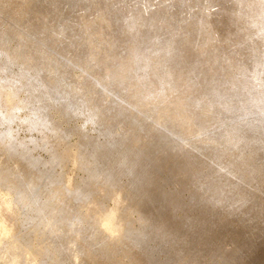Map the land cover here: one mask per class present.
<instances>
[{"label": "rangeland", "instance_id": "rangeland-1", "mask_svg": "<svg viewBox=\"0 0 264 264\" xmlns=\"http://www.w3.org/2000/svg\"><path fill=\"white\" fill-rule=\"evenodd\" d=\"M3 57L0 172L81 214L85 264H153L142 225L171 264H264V0H0ZM0 210L32 259L68 264L49 251L67 235Z\"/></svg>", "mask_w": 264, "mask_h": 264}, {"label": "bare ground", "instance_id": "bare-ground-1", "mask_svg": "<svg viewBox=\"0 0 264 264\" xmlns=\"http://www.w3.org/2000/svg\"><path fill=\"white\" fill-rule=\"evenodd\" d=\"M4 58L5 57L0 58V63L4 62L3 61ZM15 151L16 150L14 149V152ZM29 161L31 162V160ZM1 166H2V161H0V168ZM31 166L37 169L39 164L37 165L34 162V164ZM14 167H15V170H17L19 168V165H15ZM7 171H8L6 172L7 174L5 173L6 176L2 175L0 172V201H1L0 206H1V209L6 210V211L19 212V214L23 216V218H21L22 220L21 226L26 225L28 224L29 221L34 220L35 222L33 221L34 222L33 228L36 231V233H39L40 238L38 239L40 242L47 241L49 239L45 236V231H44L45 228H48L51 231L52 236L58 235V234L67 235L69 237V239L66 241L67 243L61 242V247L59 246L61 251L58 250L59 247L58 248L56 247L57 242L55 243L54 241L52 242L49 240L51 244L49 251L53 253L59 252V254L61 252L63 253V251L65 253L67 252L66 258H67L68 264H85L84 259H83L85 251L83 252V250L78 246V244L75 241V238L80 237V235L82 234L84 230L83 217L81 216V214L77 213L73 209H69V208L66 209L65 207L66 200L59 197L56 189L48 193L43 192L39 188L35 180L32 179L29 182H26L23 179V176L15 175L16 172L14 173L13 170L10 169ZM62 210L66 211L68 218L63 219L61 217L60 212ZM65 221H69V224H70L69 229H63V226H64L63 224L65 223ZM0 223L3 224L4 238L12 241L13 249L17 252L16 257H18L19 259V264H43L42 262H38L35 259H32L30 257L29 255L30 247L29 246L28 247L20 246L18 243H16V240H14L15 239V236H14L15 228L5 222L1 210H0ZM141 229L142 230L136 234V236L137 235L139 236L138 244L140 246H144L146 250H148V252L151 254V257L153 258V261H152L153 264H171L177 259L179 251L171 247L170 244H167L166 241H161L159 244H157L158 248L163 252L164 261L160 260L159 257H155L154 254L149 250V242L146 240L147 227L145 225H142ZM94 230H96V232L91 238V240L98 241V245L101 247H106L108 244H110L109 241L107 242L105 240L106 237H104L103 233L101 232L99 228L94 229ZM100 237L104 238L102 242L98 240V238Z\"/></svg>", "mask_w": 264, "mask_h": 264}]
</instances>
